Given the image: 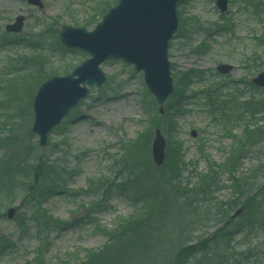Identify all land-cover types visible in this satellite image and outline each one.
I'll list each match as a JSON object with an SVG mask.
<instances>
[{"label":"rangeland","instance_id":"rangeland-1","mask_svg":"<svg viewBox=\"0 0 264 264\" xmlns=\"http://www.w3.org/2000/svg\"><path fill=\"white\" fill-rule=\"evenodd\" d=\"M40 1L43 8L26 0H0V264H79L90 252L111 248L107 233L142 207L133 193L118 191L116 175H142L144 192L157 190L166 198L167 208L159 216H168L162 222L167 221L166 226L156 235L153 254L136 264H176L180 251L197 241L206 242V251L198 245L194 254H202L194 257L190 252L179 262L264 264L263 224L250 232L237 218L215 239L211 236L245 200L244 190L236 194L231 189L234 176L248 175L254 184H264V153L256 154L255 149H242L240 163L221 168L237 158L246 125L262 118H251L241 104L263 98L264 91L255 89L251 80L264 71V0H252L253 5L228 0L225 14L216 0H183L178 6L179 31L169 48L175 89L181 79L186 81L179 87L181 97L174 98V93L160 115L142 73L121 61L106 62L101 66L105 85L90 90L56 128L48 148L39 147L31 132L36 83L52 72L67 75L88 58L63 48L59 33L64 26L93 30L117 0ZM18 17L24 18L22 31L9 34L6 26ZM219 65H230L233 71L221 75ZM212 96L219 99L217 104L234 98L237 106L222 110L212 104ZM157 129L166 140V155L168 149H179L183 180L190 188L201 175L216 173L219 187L191 220L162 178L165 166L153 163ZM39 158L61 172L47 194L42 189V202L32 197L37 188L25 195L17 187L6 197L2 180L7 181L8 166L18 172L22 163L34 165ZM10 208L15 210L12 219L7 217ZM228 233L232 235L225 245L217 244L215 240ZM227 246L223 259L220 248ZM107 256L103 264H109Z\"/></svg>","mask_w":264,"mask_h":264},{"label":"water","instance_id":"water-1","mask_svg":"<svg viewBox=\"0 0 264 264\" xmlns=\"http://www.w3.org/2000/svg\"><path fill=\"white\" fill-rule=\"evenodd\" d=\"M43 8L40 0H26ZM180 0H119L97 24L93 31L86 27L65 26L59 38L68 50H79L89 58L71 74L56 76L44 82L38 89L33 103L34 123L32 133L38 136V145L46 148L50 135L81 101L86 100L91 88H101L106 75L101 65L108 61H123L142 72L148 90L153 94L163 114L165 101L174 93L169 61V42L178 30L177 6ZM218 8L225 13L228 0H217ZM24 18L19 17L8 32L19 33ZM231 66L221 65L218 71L228 74ZM264 89V72L252 80ZM165 139L160 130L155 133L152 157L156 166L165 161ZM237 212L230 220H233ZM12 219L15 210H8Z\"/></svg>","mask_w":264,"mask_h":264},{"label":"trees","instance_id":"trees-1","mask_svg":"<svg viewBox=\"0 0 264 264\" xmlns=\"http://www.w3.org/2000/svg\"><path fill=\"white\" fill-rule=\"evenodd\" d=\"M256 7L260 8L259 5ZM102 9L103 8H101V11ZM106 12L102 14V17ZM56 74L57 73L52 72L48 75V78ZM184 80L181 79L178 83V91H176L175 95L176 99L181 97L179 87L184 86V83L186 82ZM41 82V79L38 80L36 83L37 87ZM262 95L263 98L248 100L244 104H241V107L244 106L243 110H246V114L251 118L261 115L262 118L259 121L263 122V124L259 125L258 121L256 125H246V129L243 134L244 136L242 138L244 144L240 147L237 158L232 157L231 161L222 165L221 168L228 167L230 164L240 163L242 160L239 156L242 149H244L245 152L255 149V151H257L256 154L264 153V93H262ZM212 99V104L222 110L225 109L227 105L237 106V101H235L234 98L231 99V101H224L220 104H217L219 103V99L215 100L214 97ZM180 157L179 149L178 151H170V149H168L167 160L164 165L166 173H163L164 176L162 178L173 191L176 200H178V202L181 203L180 205H183L185 210L188 211L186 216L188 217L189 215V219L191 220L193 216H196L199 208H202V206L200 207V205L203 204L202 202L211 198V195L215 193L219 185L215 177L216 173L210 172L206 175H201L193 188H190L189 183L186 182V180H183L185 165ZM17 169H19L18 172L24 173L28 176L25 177L24 174L21 176L20 173L15 172L14 167L8 166L6 171L8 172L7 176L9 181L8 178L7 181L2 180V184L6 190H3L6 192V197L8 196L7 194H10L9 192H11L9 190L17 187H21L25 195H30L33 188H37V194L32 197L33 199L38 197V199H40V204L42 199L45 197L44 195H46L53 187L50 186V183L55 184L57 183L56 179H61V172L53 167L48 160H44L43 158H39L34 165H30L28 162L22 163L21 166L17 167ZM1 172H4V165L0 163V173ZM133 177L135 178H132L131 175H116V181L119 183L117 185V187H119L118 191L123 193L128 192L130 194L133 193L135 197L133 199L138 205L142 204V207H140L136 215L123 220L124 223H122L121 227L117 230L107 233V236L109 237L108 240L110 244L113 245L111 248H107L100 252H90L86 261L80 262L79 264H103L101 261H103L106 255L109 257V264H136L138 262L137 259L146 258L150 253L153 254V249L156 247L155 242L158 241V237H156V235L161 233L160 230H163L167 223L166 221L165 225H162V222L164 219L167 220L168 216L164 217L162 220L159 219L160 214L163 213L162 208H167L166 198L163 193L159 194L157 190L144 192V190L140 187V183L142 184V175H136ZM24 178L28 181L23 182ZM252 183L253 181L250 177H248V175H242L240 177L234 176L231 180V189L236 194H239L243 190L246 194L244 202L239 206L246 212L242 221L245 225L244 228L249 229L250 232L256 229L258 223L264 225V184L258 187L259 182L256 184ZM22 186L24 188H22ZM42 189L46 192V194L42 193ZM256 190H259L258 194L252 195V193ZM161 197L163 199H161ZM259 199H262L263 201L258 202ZM233 209L230 210L233 211ZM210 213L211 211L207 210L205 214L209 216ZM230 214L231 213H229L227 217ZM39 217L43 218V215H39ZM224 222L225 221L222 223ZM230 235L232 234H224L215 241H217V244L222 241V245H225V241L229 239ZM189 243L191 244L192 242ZM200 243H202V241L196 242L198 245H201ZM188 246L184 247L183 250L180 251L176 264H188V262H179L181 261L182 256L189 258V256L192 255L190 251H184L188 248ZM227 249L229 250V246L222 251L224 254L223 259L227 258L225 256V253H228ZM203 250L206 251V249ZM194 252L195 250L192 251L193 256L196 257L197 254H202L203 251H196L195 254ZM150 261H148V263ZM225 261L226 260H224V262ZM196 263H199V261Z\"/></svg>","mask_w":264,"mask_h":264}]
</instances>
